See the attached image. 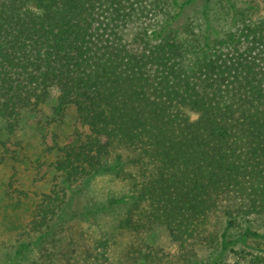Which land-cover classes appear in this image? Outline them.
Returning a JSON list of instances; mask_svg holds the SVG:
<instances>
[{"label": "trees", "instance_id": "16d2710c", "mask_svg": "<svg viewBox=\"0 0 264 264\" xmlns=\"http://www.w3.org/2000/svg\"><path fill=\"white\" fill-rule=\"evenodd\" d=\"M224 1L216 29L210 0L196 20L185 13L197 0H0L4 132L41 107L51 123L73 111L85 129L48 148L44 191H3L27 213L6 264H121V234L140 239L123 261L150 264L155 228L181 249L214 243L216 257L191 264H264L247 242L264 240L251 228L264 223V16L256 0ZM100 176L127 191L81 204ZM86 223L94 241L69 250Z\"/></svg>", "mask_w": 264, "mask_h": 264}, {"label": "rangeland", "instance_id": "374dc122", "mask_svg": "<svg viewBox=\"0 0 264 264\" xmlns=\"http://www.w3.org/2000/svg\"><path fill=\"white\" fill-rule=\"evenodd\" d=\"M247 1L250 0H232L238 6H242ZM256 1L259 4L258 14L264 16V0ZM204 4L205 0H197L195 6L187 7L185 16L196 20L198 12L202 10ZM224 4L226 5L224 0H210L208 3L209 14L216 29L225 28L226 25L225 21L228 17L225 16V9L221 8ZM52 94L54 96L56 92L53 91ZM49 116L50 112L47 107H41L36 113L23 115L19 128L13 135H7L4 132L3 124L0 121V157L8 158L10 156V159L0 164V264H6V256L8 257L12 252L16 241L23 238V232L16 226L19 222H23L24 216L27 214L24 208L18 211L10 209L7 206V201L3 198V191L10 183L15 190L26 191L30 194L44 191L50 178L47 166L55 157L54 151H49L48 148L54 142L59 144L69 142L75 129L85 131L78 123L73 111H68L61 120L54 121V123H51ZM133 169L135 168L129 170ZM133 173L135 172L133 171ZM127 188V181L114 179L110 176H100L92 180L89 191L82 194L78 200L82 202L81 204L89 200L100 201L106 195L126 192ZM222 227L223 218L221 215H214L210 218L207 234L209 233L215 238V243L218 242L216 238ZM251 228L259 233H264V223L259 221L252 220ZM73 231L76 241L69 247V250L89 248L97 234L88 223L76 224ZM231 235L234 236L235 232H231ZM120 240L121 264H131V260L123 261L125 260V250L130 240L138 244L140 239L121 234ZM144 242L145 245L150 246L143 248L144 252L150 251V257L154 261V263L149 262L150 264H191L195 260H204L208 255L216 257L219 253L217 249H214V243L210 244V242H206L204 245L189 244L185 249H181L169 239L167 233L161 228H155V236L152 239L145 238ZM247 242L249 246L264 248L262 239H248ZM234 248H239V246ZM222 256L226 261L231 260V253Z\"/></svg>", "mask_w": 264, "mask_h": 264}]
</instances>
